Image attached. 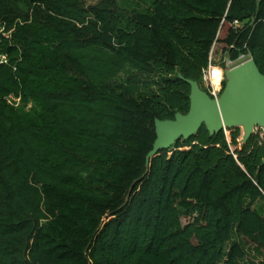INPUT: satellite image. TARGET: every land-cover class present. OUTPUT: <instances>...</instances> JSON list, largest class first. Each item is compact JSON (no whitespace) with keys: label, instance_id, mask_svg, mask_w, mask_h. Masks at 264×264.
Segmentation results:
<instances>
[{"label":"trees","instance_id":"1","mask_svg":"<svg viewBox=\"0 0 264 264\" xmlns=\"http://www.w3.org/2000/svg\"><path fill=\"white\" fill-rule=\"evenodd\" d=\"M242 53L264 73V0H0V264H264V134L201 124L146 162L178 73ZM126 64L160 96L109 87Z\"/></svg>","mask_w":264,"mask_h":264},{"label":"water","instance_id":"2","mask_svg":"<svg viewBox=\"0 0 264 264\" xmlns=\"http://www.w3.org/2000/svg\"><path fill=\"white\" fill-rule=\"evenodd\" d=\"M224 75L222 89L217 97H213L197 80L178 73L189 83L188 108L185 112L175 111L172 118H154L155 138L146 154V162L176 139H187L201 124L209 134L221 128L240 126L241 141L250 136L254 125L264 129V73L254 58L250 56L230 67Z\"/></svg>","mask_w":264,"mask_h":264},{"label":"rangeland","instance_id":"3","mask_svg":"<svg viewBox=\"0 0 264 264\" xmlns=\"http://www.w3.org/2000/svg\"><path fill=\"white\" fill-rule=\"evenodd\" d=\"M96 0H88V2H93ZM120 7L122 8H136L141 11H147L151 8V0H117ZM118 16L120 19V25L125 26L127 24V17L125 13L120 10L118 11ZM249 55L242 53L236 59L231 60L228 58L220 59L218 56L215 60L211 61V65H213L214 70L219 69L222 72L223 78H225V70L230 67L238 64L239 62L248 58ZM169 76L162 72H140L137 68L132 64H126V66L118 72L115 76L110 77L108 80L109 87L115 88V86L119 83H123L136 95H158L160 96V86L163 83V79ZM206 82L202 79V86L206 87ZM218 96V95H217ZM226 133H229L228 127L224 128ZM254 132H259L264 134V129L259 125H254ZM264 137V135H263ZM240 138V137H239ZM180 139H182L180 137ZM183 147V146H182ZM168 148H171L169 146ZM256 205V203H254ZM259 207L262 211H264V202H260ZM181 221H186L184 217H181ZM238 234L235 228L232 230V237L228 240L224 245L227 247L230 242L237 240ZM259 260V254H254L250 248L246 249L244 256L239 260L241 262H248L250 264H257Z\"/></svg>","mask_w":264,"mask_h":264},{"label":"built area","instance_id":"4","mask_svg":"<svg viewBox=\"0 0 264 264\" xmlns=\"http://www.w3.org/2000/svg\"><path fill=\"white\" fill-rule=\"evenodd\" d=\"M234 23L237 24V21L234 20ZM213 65H211V60L209 59V63L206 68L203 69L202 79L206 82L208 93L217 97L220 93L223 86V75L219 77L217 80H214V75L212 74V69H214ZM8 100L17 104L19 102V96L13 95L12 93L8 94Z\"/></svg>","mask_w":264,"mask_h":264},{"label":"clouds","instance_id":"5","mask_svg":"<svg viewBox=\"0 0 264 264\" xmlns=\"http://www.w3.org/2000/svg\"><path fill=\"white\" fill-rule=\"evenodd\" d=\"M213 75L216 76V77H221L222 76V72H221V70L216 69V70H214Z\"/></svg>","mask_w":264,"mask_h":264},{"label":"bare ground","instance_id":"6","mask_svg":"<svg viewBox=\"0 0 264 264\" xmlns=\"http://www.w3.org/2000/svg\"><path fill=\"white\" fill-rule=\"evenodd\" d=\"M213 72H214V69H212V74H213ZM214 80H217V78L214 76Z\"/></svg>","mask_w":264,"mask_h":264}]
</instances>
